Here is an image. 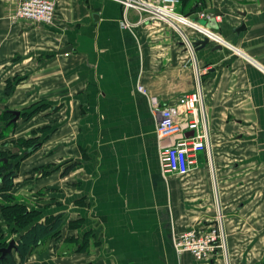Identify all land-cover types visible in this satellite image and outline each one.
I'll return each instance as SVG.
<instances>
[{
    "label": "crops",
    "instance_id": "0c3cea01",
    "mask_svg": "<svg viewBox=\"0 0 264 264\" xmlns=\"http://www.w3.org/2000/svg\"><path fill=\"white\" fill-rule=\"evenodd\" d=\"M19 1L0 0V117L8 119L0 124V153L10 124L26 128L17 137L28 140V154L18 157L13 188L4 193L32 203L29 212L39 214L33 223L61 213L74 226L60 227L62 239L50 235L23 264H196L175 253L173 240L209 227L218 213L230 264L262 263L264 0H193L188 15L181 3L190 17L217 10L215 32L228 45L215 50L209 41L192 58L172 29L141 23L144 16L112 0H55L50 26L15 20ZM123 18L130 30L120 27ZM138 85L168 105L200 87L212 169L203 157L188 176H162L156 123ZM12 112L18 113L14 123ZM38 118L46 120L43 135ZM54 118L67 123L69 142L59 146L54 139H64V125L54 126ZM88 147L89 161L81 152ZM59 149L78 154L60 165ZM43 158L48 164L41 165ZM47 165L50 174L37 169ZM25 166L34 170L25 173Z\"/></svg>",
    "mask_w": 264,
    "mask_h": 264
},
{
    "label": "built area",
    "instance_id": "2783aa9c",
    "mask_svg": "<svg viewBox=\"0 0 264 264\" xmlns=\"http://www.w3.org/2000/svg\"><path fill=\"white\" fill-rule=\"evenodd\" d=\"M112 1L119 3L124 12L135 10L140 16H144L141 23L163 24L172 29L177 34L183 50L191 58L194 54L193 41L199 36L220 47L228 46L209 25L210 22L219 21V16L200 12L197 13L196 19H192L179 10L181 0ZM55 4V0H20L14 13V19L34 25L50 26L54 20ZM120 27L130 30L131 24L123 18ZM204 70L205 73L208 71ZM195 75L199 76L198 70H195ZM137 91L147 98L156 123L155 134L162 176L164 178L170 175L188 176L198 168L199 160L203 157L207 160L208 167L212 169L209 161L208 118L200 87L182 95L176 103L170 105L163 104L158 98L149 96L140 85L137 86ZM219 214L209 227L190 228L175 236L173 240L175 253L177 255L188 254L196 264H203L214 257H223L227 261L226 235L222 217Z\"/></svg>",
    "mask_w": 264,
    "mask_h": 264
},
{
    "label": "rangeland",
    "instance_id": "374dc122",
    "mask_svg": "<svg viewBox=\"0 0 264 264\" xmlns=\"http://www.w3.org/2000/svg\"><path fill=\"white\" fill-rule=\"evenodd\" d=\"M186 15V14H185ZM106 106H108V108H109V104H105ZM119 106H121L122 104H118ZM137 111H141L142 109H140V104H137ZM149 111V110H148ZM151 111V110H150ZM152 114V113H151ZM124 115H121V114H119L118 115V118H120V117H123ZM6 118H7V116H6ZM5 118V120H6V122L8 121V119H6ZM55 120H54V126H60L61 125V123H63V128H62V130H60V132L59 133H61V132H64V139L62 140V136L61 135H57L56 137H55V139H54V142H57V143H59L58 144V146L61 144V142L63 141L64 143H67V142H69L68 140H69V135H68V133H67V131H68V129H67V127H66V125H67V123L65 122V120L66 119H64L63 121L62 120H57L56 118H54ZM107 120V119H106ZM46 120L45 119H42V118H38L37 120H34V124H37V127H38V132H39V134H41V135H43L41 132H40V130L41 129H46L45 128V126H44V122H45ZM3 122H5L3 119H1V117H0V124H4ZM6 122H5V124H6ZM121 122V121H120ZM32 123V122H31ZM129 125V124H128ZM105 126V128H107V131L109 130V126H110V124L109 123H107L106 122V125H104ZM26 127H28V124H27V126ZM42 127V128H41ZM41 128V129H40ZM15 130H17L16 131V133H18L15 137H17V136H26L27 135V132H22V131H25L26 130V128L25 127H23V126H20V127H17V128H15V129H13V127L9 124L7 127H6V131H5V143L3 144V148L4 149H2L3 151H1V153H0V169H1V167H4V168H10V167H12V170L11 169H9L8 171H10V172H14V174L15 175H17V171H18V167H16V164H15V162L19 159V158H23V157H25L26 156V154H28L27 153V144H28V140L25 138V137H17V139H15V137H14V133H15ZM45 131H47V130H45ZM0 134L1 135H4L3 134V130H1L0 131ZM13 142V145L12 146H8V144L10 143V142ZM16 141V142H15ZM2 142V141H1ZM145 142H149L147 139H145ZM4 145H5V147H4ZM49 146L48 147H44V149L42 150L43 151V153L45 154L46 152H48V148H49V150H50V148H51V144H50V142H49V144H48ZM2 146V145H1ZM20 146L23 148V151H20ZM81 152H82V156L87 160V161H89V160H91L92 159V155H93V149H91V148H87L85 151H82L81 150ZM56 153H59V155H57V156H55L54 158H60V159H62V157H63V159H64V161H60L58 164H60V165H62V164H65V163H68V162H70V160H73V157H74V155L76 154H78L77 152H75V154L73 153V152H69V153H67V151H63L62 149H59V151H57ZM85 154V155H84ZM32 156V155H31ZM31 156H27V157H31ZM41 156V155H40ZM39 156V157H40ZM19 157V158H18ZM28 158V159H29ZM46 158V157H45ZM69 159L68 160V162H65V159ZM2 159H10L9 161H11L12 160V163H11V165H4L3 163H2ZM51 161H52V159H51ZM43 164H41V165H46V164H48L47 162H46V160L43 158ZM50 162V161H49ZM15 165V166H14ZM32 167V166H31ZM31 167H29V166H25L24 167V172L25 173H27V172H30V171H32V170H34V169H32L31 170ZM40 168H43L45 171H44V173L46 174H50V171H51V169L52 168H50V167H48V165L47 166H40V167H37V169H40ZM73 168V165H71V166H69V169H72ZM64 168H62L61 167V171L63 170ZM77 171V170H76ZM76 171H74L73 173L74 174H77L78 172H76ZM161 172V171H160ZM264 172V171H263ZM81 173H83V172H81ZM72 174V173H71ZM170 176H172V175H170ZM259 176V175H258ZM167 177H169V176H166V178ZM179 181H181L182 182V187L183 186H186V180H183L182 178H181V180L180 179H178L177 180V182H179ZM2 184L0 183V207H3V206H5L6 204H8V205H13V206H15L14 204H17V205H20V211H22L26 216V219L24 220V222L25 221H27V223H32V221L35 219V218H37V216L36 215H38V217H39V214L38 213H34V212H29V210L31 209V205H32V203H30L29 201H27V200H25V199H22V201L20 200V199H17V197H15V196H13V195H6L4 192L5 191H2V189H3V187L1 186ZM257 187L259 188L260 187V184L258 185L257 184ZM75 203L76 204H78V202L77 201H75ZM80 205H82V202H80ZM59 206H62V203L59 205ZM8 210V209H7ZM56 215H61V213H58V214H55L54 216H56ZM54 216H47L46 217V220H50L52 217H54ZM60 219H61V223H62V226H61V228L63 227V228H70V227H74L73 225H71L70 223H68V225H66V223H67V219H66V217L65 216H63V215H61V217H60ZM7 222L3 219V216H1L0 215V233L2 234V233H4V237H5V239H4V237L2 238V239H4V241L3 242H5L6 241V239L7 238H9V239H7V241H6V246L4 247V248H6L7 246H8V244L11 242V240H14V239H16V238H18L19 237V235L23 232V230H24V227H23V224H21L20 222L17 224V225H14V224H11L12 226H9V227H7L8 225L6 224ZM77 224V223H76ZM14 225V226H13ZM2 226V227H1ZM21 228H23V229H21ZM77 228V227H76ZM65 232V231H64ZM61 234H62V231H61V229H59V232L58 233H55V234H53V235H51L50 236V238H56V239H60L61 238ZM1 236V235H0ZM62 239V238H61ZM55 240V239H54ZM53 240V241H54ZM58 243H61L62 242V240H59V241H57ZM226 246H227V239H226ZM68 248H72V245H70L69 247H62V249H68ZM12 255L13 256H16V253L15 252H13L12 251ZM28 257V256H27ZM227 257H228V248H227ZM16 258V257H15ZM221 259V261H222V264H230V261L228 260V258H227V261L223 258V257H221L220 258ZM17 264H19V261H18V258H17ZM258 264H264V258H263V261H262V263H258Z\"/></svg>",
    "mask_w": 264,
    "mask_h": 264
},
{
    "label": "trees",
    "instance_id": "16d2710c",
    "mask_svg": "<svg viewBox=\"0 0 264 264\" xmlns=\"http://www.w3.org/2000/svg\"><path fill=\"white\" fill-rule=\"evenodd\" d=\"M181 3L183 6V10L186 12L187 15L195 11V9L193 8L195 1L193 2V0H181ZM9 169L12 170V167L7 169L1 167L0 169V183L3 187L2 191L5 192L12 190L13 180L16 176L14 172L8 171ZM14 205L15 206L9 205L0 207V215L3 216V219L7 222V227L12 226L11 224L17 225L20 222L21 224H23L24 231L19 235L18 238L14 239L15 246L17 249V251L15 252L16 256H13L11 253L6 255L5 257H2V253L0 252V264H17V258L19 263L23 264L27 256H29L33 251H35L47 237L58 233L61 227V215H56L50 220H45L44 223L32 222V224L30 222L27 223V221L24 222V220L26 219V215L19 210L20 205ZM0 235L1 250L6 246V241L9 238H7L5 242H3L5 239V235L4 233H0ZM3 237L4 239H2Z\"/></svg>",
    "mask_w": 264,
    "mask_h": 264
},
{
    "label": "water",
    "instance_id": "95a60500",
    "mask_svg": "<svg viewBox=\"0 0 264 264\" xmlns=\"http://www.w3.org/2000/svg\"><path fill=\"white\" fill-rule=\"evenodd\" d=\"M204 13H206V14H214V13H215V14H216L215 16H217V15H221V14H219V13L217 12V10H214V9L205 10ZM196 17H197V16L194 15V16H192V19H196ZM202 23H203V22H202ZM209 25H210L213 29H216V28H217V26H216V24H215L214 22H210ZM244 28H245L244 24H241V26L238 27V28H236L234 31L238 33V32H240L241 30H243ZM208 44H209V41H208L206 38H203L202 40H198V39L195 40L194 43H193V46H194V49L197 51V50H199V49H202V48L206 47ZM214 49H215V50H216V49H217V50H220L221 47H220V46H216ZM69 50H70V47H66V48L62 49L60 53L64 54V53L69 52ZM12 114H13L15 117L11 120V123H14V122L16 121V118H17V116H18V113H16V112H12ZM36 147H37V146H33V147L30 148V150L35 149ZM30 150H29V151H30ZM12 251H13V252H16V251H17L16 246H15V244H14V241H11L5 249L0 250V252L2 253V257L6 256V255H8V254H11Z\"/></svg>",
    "mask_w": 264,
    "mask_h": 264
},
{
    "label": "bare ground",
    "instance_id": "6f19581e",
    "mask_svg": "<svg viewBox=\"0 0 264 264\" xmlns=\"http://www.w3.org/2000/svg\"><path fill=\"white\" fill-rule=\"evenodd\" d=\"M11 241H14V240H11ZM3 249H5V248H3ZM2 250V249H1Z\"/></svg>",
    "mask_w": 264,
    "mask_h": 264
},
{
    "label": "flooded vegetation",
    "instance_id": "af4514ba",
    "mask_svg": "<svg viewBox=\"0 0 264 264\" xmlns=\"http://www.w3.org/2000/svg\"><path fill=\"white\" fill-rule=\"evenodd\" d=\"M14 244H15V240H14ZM5 257V256H4Z\"/></svg>",
    "mask_w": 264,
    "mask_h": 264
}]
</instances>
